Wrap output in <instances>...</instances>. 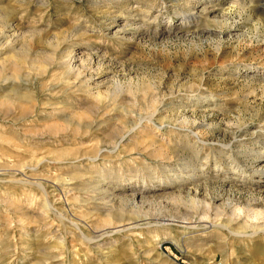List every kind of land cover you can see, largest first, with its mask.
Masks as SVG:
<instances>
[{
    "label": "rangeland",
    "instance_id": "obj_1",
    "mask_svg": "<svg viewBox=\"0 0 264 264\" xmlns=\"http://www.w3.org/2000/svg\"><path fill=\"white\" fill-rule=\"evenodd\" d=\"M0 264H264V0H0Z\"/></svg>",
    "mask_w": 264,
    "mask_h": 264
},
{
    "label": "bare ground",
    "instance_id": "obj_2",
    "mask_svg": "<svg viewBox=\"0 0 264 264\" xmlns=\"http://www.w3.org/2000/svg\"><path fill=\"white\" fill-rule=\"evenodd\" d=\"M191 21V20H190ZM189 21V22H190ZM185 22V21H184ZM184 22H182V21H178L177 23H174L173 25H171L172 27H176L177 25H179V26H177V27H181V24L183 25V23ZM171 26H165V30H170V28H171ZM163 28V27H162ZM164 29V28H163ZM238 154V153H237ZM230 156H232V155H230ZM255 173H257V174H261L262 173V171H255Z\"/></svg>",
    "mask_w": 264,
    "mask_h": 264
}]
</instances>
